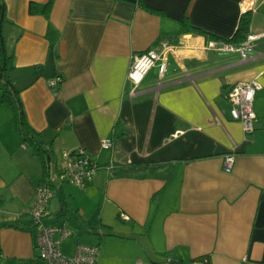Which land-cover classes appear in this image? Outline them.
Instances as JSON below:
<instances>
[{
    "label": "crops",
    "instance_id": "crops-1",
    "mask_svg": "<svg viewBox=\"0 0 264 264\" xmlns=\"http://www.w3.org/2000/svg\"><path fill=\"white\" fill-rule=\"evenodd\" d=\"M3 1L9 80L52 160L45 167L24 143L0 95V264H49L33 228L36 189L79 149L98 174L86 189L63 185L44 220L71 232L64 255L89 245L98 264H264V37L245 62L207 49L234 38L245 14L249 33L264 34V0L256 12L251 0H53L50 21L31 6L51 0ZM186 19L200 32L185 31ZM165 39L176 47L165 76L153 69L132 97L134 56ZM253 80L263 89L246 137L227 94Z\"/></svg>",
    "mask_w": 264,
    "mask_h": 264
},
{
    "label": "built area",
    "instance_id": "built-area-1",
    "mask_svg": "<svg viewBox=\"0 0 264 264\" xmlns=\"http://www.w3.org/2000/svg\"><path fill=\"white\" fill-rule=\"evenodd\" d=\"M261 0H251L250 10L256 12ZM249 11V10H247ZM264 34L250 33L245 42L235 45L223 40H211L207 45L208 50L225 51L238 53L243 62L249 59V54L255 48V42L263 38ZM171 40L160 41L158 47L148 52L136 54L129 72V80L133 85L131 96L138 95L139 87L144 83L150 72L157 68L162 79L167 70L169 57L175 49ZM62 83V79L57 77L50 82V86L56 88ZM263 89V84L259 80L238 83L228 92L227 100L231 104V116L233 120L243 125L245 135L248 137L256 130L258 116L254 105L257 93ZM102 147L108 149L113 147V141L105 139ZM236 162L234 152L227 154L224 158V169L231 172ZM114 166H109L107 170L111 172ZM99 171V166L93 156L86 150L79 149L74 152L64 154V163L58 168L57 173L47 175L43 183L36 189L35 205L31 212L33 228L37 234V245L40 249V258L49 264H98L100 259V248L98 246L79 245L73 256H66L61 250V243L71 236V232L62 226H48L44 220L48 216L50 202L55 198L59 189L65 185H73L81 189H86L95 180ZM121 218L129 221L130 217L123 214ZM138 264H144L138 262ZM163 264H177L172 259H167Z\"/></svg>",
    "mask_w": 264,
    "mask_h": 264
},
{
    "label": "trees",
    "instance_id": "trees-1",
    "mask_svg": "<svg viewBox=\"0 0 264 264\" xmlns=\"http://www.w3.org/2000/svg\"><path fill=\"white\" fill-rule=\"evenodd\" d=\"M53 5V0L41 8L39 6L32 5L31 13L36 14L40 10L42 14L50 21ZM9 23L6 4L3 0H0V90L3 93L2 103L12 107L15 113L16 126L24 143L34 150L35 154L42 159L45 167H47L48 163L52 160V156L49 150L46 148L45 143L42 141L40 134L29 124L26 117L25 108L20 97V92L15 89L9 80V71L14 67V55L8 48L5 35V29ZM250 23L251 21L249 14H245L235 37L231 40L223 41L235 45L242 44L246 41L247 36L250 34ZM182 25L185 31L200 32V29L191 25L188 19L182 22ZM50 34H55V29L52 27V24H50ZM138 167L139 166H131L129 169H126V171L131 172L133 170H137ZM201 261H203L205 264H210V260L207 257L201 258ZM176 263L182 264L179 262Z\"/></svg>",
    "mask_w": 264,
    "mask_h": 264
},
{
    "label": "rangeland",
    "instance_id": "rangeland-1",
    "mask_svg": "<svg viewBox=\"0 0 264 264\" xmlns=\"http://www.w3.org/2000/svg\"><path fill=\"white\" fill-rule=\"evenodd\" d=\"M0 95H3V93H2V91L0 90ZM3 104V103H2ZM14 115H15V113H14Z\"/></svg>",
    "mask_w": 264,
    "mask_h": 264
}]
</instances>
